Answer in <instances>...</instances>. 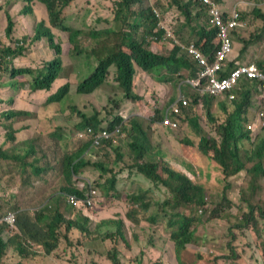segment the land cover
<instances>
[{
	"label": "trees",
	"instance_id": "trees-1",
	"mask_svg": "<svg viewBox=\"0 0 264 264\" xmlns=\"http://www.w3.org/2000/svg\"><path fill=\"white\" fill-rule=\"evenodd\" d=\"M0 1L2 2L0 11L13 5L18 6L19 12L28 14L34 32H23L22 36L16 37L15 28H13L15 13L14 11L4 12L7 25L4 31L5 37H0V132L5 135L0 144V182L5 186L2 191L0 190V203L6 196H9L21 206L17 207V230H9L6 224L0 222V264H30V260L32 264H35V259L39 255H48L57 247V233L61 229H66L68 235L72 227L78 228L82 235L84 231H88L85 226L89 221L88 217L79 216L75 220L65 212V209L70 210V207H65L68 205L64 203L63 206L54 205L55 202L60 203L63 196L66 202L67 195L70 194L79 199H84L91 194L94 187L86 184L83 188H79L73 182L86 167L91 173L99 172L93 184L103 191V194L101 193L103 196L107 197L110 190H115L116 180L114 178H117L126 167L130 172L132 167L135 173L141 174L154 184H161L173 194L171 207L194 206V208L203 209L208 203L205 200L204 186L201 184L205 185L206 181L201 179V184H198L191 177L195 173L192 162L194 155L201 153L207 160L221 168L222 172L213 173L212 178L215 177L217 180L224 178L225 190L229 189L228 178L231 177L229 179H233L236 184L241 183L243 201L252 194L264 198V183L257 179L264 174V127L256 126L253 130H247L245 127L248 121L252 90L260 99L264 93L257 80H244L234 90L235 99L227 98L220 104L223 111H229L226 121L217 129L220 143L215 138L200 137L197 148L187 146L191 150L177 152L181 157L179 162L182 167V170H178L174 167L175 162L168 154V150L163 147L159 149L155 141L157 137L164 135L163 132L172 131L169 125V115L165 117L168 105L161 108V111L150 109L144 103L145 98L136 91L137 74L146 75L156 84H160L171 82L173 78L181 81L186 77L195 76L197 68L177 44L171 41L169 44L171 48L166 49L165 46H159L153 40L154 36L162 37L164 31H156L157 18L151 6L143 4L146 9L143 8V0H113L111 3L112 21L107 22L108 20L101 18L100 9H93L94 1L91 3L90 0L85 2L82 0H5V4L3 0ZM214 1L220 5L223 0ZM245 1L248 9L243 12L245 14L240 19L246 22L248 18L251 19L254 16L260 20L264 29V0ZM252 2L258 5H252ZM135 5H138L136 10L133 9ZM200 5L202 4L199 0H170L167 4L161 0H155L152 6L161 12L165 11L167 6H176L178 10L176 24H181L174 32L172 31L173 34L181 44L192 40L205 55H210L218 45L216 28L210 26L208 20L204 22L201 20L199 11L198 13L195 11V8ZM41 8L45 14H42ZM71 16L82 17L83 25L79 30L65 24L66 19ZM227 16L225 13L224 17ZM94 27L96 28L93 29ZM58 29L61 33L60 37L56 35ZM55 36L57 40L59 38L69 39L72 46L70 51L72 57L86 52L94 63L92 69L86 67L81 71L85 74L86 70H89L87 78L84 76L80 80H74L75 83L64 84L53 97L47 100L50 108H60L59 111H55L57 113L62 114L65 108H70L69 124L64 122L66 125L64 127L56 125L51 119L42 121L37 113L31 114L30 110L20 106L8 85L1 83L3 80L1 77L14 79L28 76L26 83L30 90L49 91L60 76H65V68H62L59 54L61 47L63 48L66 44L60 45L57 42L56 46H53ZM42 39L54 47L53 57L43 61L41 67L36 69L16 67L13 60L18 57L20 60H25L33 42H39ZM87 41H91L88 46H86ZM252 43V38L244 40L245 48ZM156 49L160 52L156 53ZM256 62L264 72V58H259ZM233 67L234 63L225 64L224 71L220 75H227ZM111 72L115 75L113 81L109 78ZM84 74H79L77 77L81 78ZM10 87L17 88L11 85ZM105 87L107 91H104ZM2 89L6 90L1 91ZM97 92H105L103 94V97L106 95L105 104L93 102L85 106L95 104L102 110L106 108L119 110L122 107V99L135 102L138 114L125 115L126 120L128 119V128L121 127V132L127 133L125 144L128 149L127 153L130 154L132 160L134 159V163H124L126 167L107 168V160H103V164L92 162L89 159L88 149L93 147V144L86 143L85 139L77 137L78 129L86 127L96 129L99 122L96 114H92L87 109L81 112L76 102L78 98L80 100L91 97L97 99L99 98ZM187 94L190 101L192 99V103L203 104L208 116L211 117L212 104L213 100L217 99L216 96L200 94L191 88H187ZM186 115L187 113L181 111L172 117L178 122L177 128L182 126L183 121H187L188 126L200 134L201 129L197 124V118L186 119ZM31 119L32 122L29 124ZM121 121L119 118L115 119L110 128ZM143 123L146 125L143 126ZM157 125L161 131L156 130ZM74 131L76 138L74 140H77L76 149L69 150L67 144L71 140L63 142V132L74 135ZM153 138H155L154 141ZM121 140L122 138L119 142ZM247 140L253 143L248 146L245 144ZM80 144L84 146L80 147ZM102 145L110 147L109 143L102 142ZM115 149L120 153L119 156L124 155L121 146ZM159 158H161L162 166L159 167L163 176L156 170ZM89 166L95 170L89 169ZM129 172L127 176L122 177H128ZM208 186H213L212 179L209 180ZM9 188L12 189L7 191ZM224 198L228 202L234 201L230 196ZM139 199V197L136 198V200ZM96 200L98 197L94 196V201ZM38 202H42L41 205H37V211L31 213L26 204ZM90 209H92L91 206ZM255 211H258V215H255ZM25 212L28 213L26 216H24ZM80 217L83 222L80 221ZM171 217L173 220L169 222V225L173 229L169 235L174 241L178 254H182L185 250L184 245L187 243H194V246L202 245L200 238L207 237V234L204 235L207 231L203 227L201 230L199 225L211 219H199L197 213L186 215L182 212L175 213ZM213 217L220 216L214 215ZM258 217L264 218V205H249V212L244 218L245 222L254 221L257 224ZM117 231H111L103 237L106 238ZM154 236L152 234L148 236L152 246L155 245L152 242ZM81 239L80 237L78 240L80 244ZM30 240L38 246L31 248ZM67 243L68 246L74 245V241L69 238ZM7 247H10L8 252ZM192 250L193 248L188 249L193 253ZM143 251L144 248H141L140 252ZM113 259L112 263L116 264L114 255ZM256 259L257 264H264L259 254L256 255ZM259 260H261L260 263Z\"/></svg>",
	"mask_w": 264,
	"mask_h": 264
},
{
	"label": "rangeland",
	"instance_id": "rangeland-1",
	"mask_svg": "<svg viewBox=\"0 0 264 264\" xmlns=\"http://www.w3.org/2000/svg\"><path fill=\"white\" fill-rule=\"evenodd\" d=\"M87 0H82L85 2ZM94 1V10H101V18L107 22L112 21V14H111V3L113 0H90L92 3ZM235 1L241 0H228L230 3L228 10L235 4ZM148 2V0H146ZM5 4V0H3ZM0 4L2 2L0 1ZM223 5V4H222ZM148 6V3L146 4ZM143 8H145L142 5ZM235 8V7H234ZM133 9H138V5L133 6ZM146 9V8H145ZM238 11L241 12L242 16L245 13H242L247 10V5L244 3H240L237 6ZM42 14L44 10L40 9ZM223 10V8H222ZM14 11L15 13V36L20 37L22 36L23 32L26 33L27 31L33 32L32 29V21L29 18L28 14H24L18 11V6H8L0 11V37L4 38L5 28L7 23L5 22L4 12L8 13ZM176 14L173 13L172 15L165 16V25L174 32L176 28L181 23L176 24L175 18ZM202 18H206V16L201 13ZM109 18V19H106ZM82 17L78 16H71L66 19L65 24L73 29H78L83 25ZM94 27L93 29H95ZM189 30V29H188ZM188 30L186 31V35L188 34ZM57 30L56 35L60 37L61 33ZM255 31V28H250L242 32V35L248 36ZM57 36H55V40L53 39V46H56L57 42L62 45L66 44L63 48L61 47V51L59 54V58L62 63V67H67L64 77H60L57 79L51 86L49 91H32L29 89V86L26 82H21L25 80L27 77L20 76L14 79L10 78H3L1 83H5L8 85L9 89H11L14 93V97L17 98L21 107L28 109L31 111V114L34 113L38 115L39 119L42 121L46 120H53L56 125L59 126H66L65 123L69 122V115H70V108H65L63 113H57L55 111H59L60 108L56 107L52 109L49 107V102L47 100L53 97L57 91L66 83H73L74 80H80L81 78L76 77L81 73L83 68L88 67L89 69L93 68L94 63L91 61L92 59L86 55V52H82L81 54L71 56L70 51L72 50V46L70 45L68 38H59L57 40ZM177 38V37H176ZM178 39V38H177ZM179 40V39H178ZM243 39L239 37V35L235 34L233 37L234 41V57L237 58L238 61L241 63H256L257 58L264 53V38L256 41L257 38H253V43L250 44L245 48V44L242 41ZM189 42H193L192 40ZM91 41L86 42V46L90 45ZM50 46L49 43L42 39L39 42H33L31 46V50L29 55L25 60L18 59L16 61V65L19 67H30L31 69H35L41 67L42 61L46 59H50L54 55V47ZM166 49L171 48L169 44L164 45ZM83 47V45H82ZM245 48V49H244ZM160 51H157V53ZM14 63V60H13ZM89 70H86V74H88ZM89 75V74H88ZM87 75V76H88ZM87 76L85 78H87ZM138 81H137V89L136 91L141 94L145 100L144 103L148 105V107L152 110H159L161 108L166 107L168 103L173 101L175 98L179 97L180 92L184 91V85L179 88L178 84L180 81L173 78L171 82L166 83H158L156 84L155 81L151 80L146 75L137 74ZM111 81L115 78V75L111 72L109 75ZM22 83V84H21ZM75 83V82H74ZM11 86L17 87L12 89ZM6 89H2L1 91H5ZM107 88L105 87V90ZM105 92H97L96 94L99 96L97 99H93V97L85 100L82 98L81 100L78 98L76 104L79 106L81 111H84V106L90 103H97V104H105L106 95L103 97ZM188 99V97H187ZM76 101V99L74 100ZM122 107L119 109L126 116L136 115L138 114L137 108L135 106V102L127 101L122 99ZM224 102L223 99H214L212 104L211 110V117L208 116L207 111L205 110L203 104L197 105L192 103L191 101H187V108L183 110V112L187 113L186 119L190 118H197V124L201 129V133L197 134L193 129L188 126L187 121L182 122V126L176 130L163 132L164 135L161 137H157L156 139L153 138V141L158 143L157 146L159 149L163 147V149L168 150V154L171 156L172 160L175 162L174 167L178 170H182L180 159L181 157L178 156L177 152H183L191 150L187 146L194 147L193 149L197 148L198 142L200 137L208 136L211 138H215L218 143H220V138L217 134L218 127L224 123L227 119V114L229 111H223L220 104ZM100 107V106H99ZM107 111L112 110L111 108H106ZM128 120V119H127ZM127 120L122 125V128H128ZM32 122V119L29 120V124ZM65 122V123H64ZM69 124V123H68ZM146 124L143 123V126ZM156 130L161 131L158 125ZM33 131V130H32ZM74 135H70L68 132H63V142L66 140H71L67 144V148L69 150L76 149L77 140L75 138V131L73 132ZM122 140L117 142L115 145H110V147L104 146L99 149H95L91 147L88 149L89 159L92 162H99L103 164V160H107L106 166H111L113 168H120L124 166V163H134V159L129 153H127L128 149L126 147L127 141V133H123ZM4 133L0 132V144L3 142ZM250 146V142L247 141L246 145ZM121 146V151L124 155L119 156L117 149L115 147ZM186 158V157H185ZM194 160L192 161L194 164L193 173L191 175L194 178L195 182L198 184L200 183L201 179H205L206 184H201L204 186V193H205V200L210 206L202 212L199 208H194V206H182L180 211L186 215H194L197 213L199 219H211L206 223H200L199 228L201 230L202 227L207 232V237H201L202 245L194 246V243H187L185 244V250H183L182 254H178L176 250V246L174 245V241L170 237V231L173 229L167 218H158L156 221L154 220V215L156 214V203L160 200H163L167 196V192L165 189L159 188H152L153 192L157 194L154 198H150L149 195H145L143 193V189L146 188L147 182L145 178L138 173L132 171V176L127 179V177H122L123 175L126 176L128 168L122 170V173L117 177L120 178L115 186V192L109 194V196H103L102 190L96 187L95 179H97L98 171L95 173H91L88 170V167L84 169V172L81 173L80 176L76 177V180L73 182L76 184L78 183L80 186L79 188H83L86 184H89L90 187H94L95 190L97 188L98 200L93 201V204L87 206H80L74 207L71 204L65 202L64 196L60 203L55 202L54 205H61L66 204L70 207V210H73L72 215L77 218L76 213L79 212V209H83L84 212H97V220L89 219L88 223L85 225L88 228V231H84L83 235L81 231L76 228L72 227L70 230V237H81V244L83 243L84 248H89L90 251L96 250L100 251V254H97V260H103L101 264H110L112 263L113 255H120V249L127 251V247L130 244L138 243L139 238L133 237L134 230L132 227L141 226L146 230L147 234L144 235L142 239V245L145 247H150L152 244L150 243L147 237L149 234L157 235L159 247L160 243L163 244V254L162 257L159 259V264H257L256 255L257 249L264 247V218L258 217L257 224L252 221L251 223L245 222V215L249 212V205L260 206L264 205V198L257 194H252L251 196L247 197L246 200H242L241 190L242 187L240 186L241 183H235L233 179H229L230 183L229 189L225 190L226 182L223 179H216L215 177L212 178L213 173L216 174L218 172H222L221 168L215 164L207 160V158L202 155L201 153H195ZM122 160V161H120ZM190 160V159H189ZM158 165L156 166V170L158 173L163 176V172L159 166H162L161 158L157 159ZM89 169H93L89 166ZM225 177V175H224ZM115 180L117 178H114ZM212 179L213 186H208L209 180ZM264 183V180H262ZM143 184L140 189H135L132 191V188L135 187L137 184ZM5 184H1L0 182V190L4 188ZM9 188L7 191L11 190ZM6 195V192H5ZM230 196L234 199V201L228 202L225 200L224 197ZM140 198L136 200V198ZM42 202H38L35 204H26L27 207L33 208L34 206L41 205ZM149 203L147 207L143 206L142 204ZM18 205L15 200L11 197L6 196L3 201L0 203V213L5 214L10 211H15L18 214L17 207ZM90 206L92 209H90ZM31 211H37L36 209H31ZM116 211L119 212L117 215ZM28 213L25 212L24 216ZM31 214V213H29ZM214 215H218L220 217H213ZM255 215H258V211H255ZM81 215H78V217ZM82 217V216H81ZM80 217V221L83 220ZM153 219L151 220V218ZM74 218V217H73ZM133 219L135 222H131ZM101 223L102 226H99L97 230H95L96 226ZM255 224V227H254ZM9 230H15L7 226ZM118 230L115 234L109 235L108 237L104 238L103 236L111 231ZM98 232V234H96ZM202 233V231L200 232ZM211 237H214L211 239ZM88 238V239H87ZM94 239V242L92 241ZM148 240V241H147ZM199 240V239H198ZM147 241V242H146ZM155 241L152 240V242ZM196 241V240H194ZM30 245H34L33 241H29ZM86 246H85V245ZM137 246L135 245L130 250V253H134L137 250ZM193 248L192 252H189L188 249ZM10 247H7V252L9 251ZM256 254V255H255ZM82 261V264H89V258L85 250L83 252H79L77 255ZM93 260V259H92ZM91 261V259H90ZM261 260H259V263ZM32 264L31 260L29 262ZM91 263V262H90ZM146 264V263H144ZM158 264V263H152Z\"/></svg>",
	"mask_w": 264,
	"mask_h": 264
},
{
	"label": "clouds",
	"instance_id": "clouds-1",
	"mask_svg": "<svg viewBox=\"0 0 264 264\" xmlns=\"http://www.w3.org/2000/svg\"><path fill=\"white\" fill-rule=\"evenodd\" d=\"M200 2H201V4L202 5H200V7H196L195 8V11L197 12V11H199V15H201V13L203 12V14L206 16V18H201V20L204 22V21H206V20H208V23H209V18H208V16H207V9L205 8V6L203 5V3H202V1L201 0H199ZM214 3H216L214 0H212ZM223 2V1H222ZM240 3H244L245 5H247V3H246V1L245 0H241V1H239L238 3H236V4H234L232 7H231V9L230 10H227V9H225V8H223V6H221V5H219V4H217V6L219 7V9L221 10V12H223V18H224V20H227L229 17H230V15H231V11H232V9L235 7V9L238 11V9H237V6H238V4H240ZM252 5H255V6H257L258 4L256 3V2H252L251 3ZM148 6H151V5H148ZM152 7V12H153V14L155 15V17L157 18V23H156V27H157V30L156 31H158V30H163L164 31V35L162 36V37H158V36H154L153 37V40H155L156 41V44L157 45H159V46H164L166 43L167 44H170V42L172 41L174 44H177L178 46H180L181 47V51L185 54V55H187V57H188V59L190 60V61H192L194 64H195V67L197 68V70H196V75H197V72L199 71V69H200V67L198 66V64H197V62L193 59V57H192V54L189 52V50H188V48H189V46L190 45H193V47L205 58V59H209V60H212L213 59V57H214V55L216 54V51L219 49V47H220V39H219V37H218V28L215 26V25H213V24H210V26H213V27H215L216 28V37H217V39H218V45L213 49V51L210 53V55H205L199 48H197L196 47V45H195V43L194 42H189V43H185V44H181L180 43V41L176 38V36L173 34V32H172V28L171 29H169L166 25H165V16H164V14L160 11V10H158L156 7H153V6H151ZM222 8H223V10H222ZM247 9H248V5H247ZM154 10H156L157 11V13H158V16L154 13ZM247 11V10H246ZM246 11H244V12H246ZM198 13V12H197ZM225 13H227V17H224V14ZM238 13H239V15H240V18H241V16H242V14H241V12L240 11H238ZM243 13V12H242ZM239 18V25L237 26V27H235V28H232L231 29V31H229V33H230V38H231V43H232V50H231V53H230V57L224 62V65L225 64H228V63H234V67L228 72V74L227 75H229V74H231V72L232 71H235L236 69H238L240 66H243V65H252V64H254V65H256V67L260 70V71H262L258 66H257V62L256 63H241L240 61H238L237 60V58L236 57H234V41H233V37H234V35L235 34H237V35H239V37L240 38H242L243 40V42H244V40H249L250 38H252V41H253V38H255V36L257 37V40L256 41H258V40H260L261 38H264V32H261L262 30H264L263 29V27H262V23L261 22H259L258 23V25H256L257 27H258V31H257V28H255V31H253L252 32V34H249L248 36H246V35H242L241 33L242 32H244V31H246V30H248L249 29V27L251 26H249V24H254V22H251V20H250V18H248L247 20H246V22H244V21H242L241 19ZM247 25V26H246ZM258 36H260L259 38H258ZM254 42V41H253ZM156 51H159L158 49H156ZM157 53V52H156ZM264 58V57H263ZM19 59V57L18 58H16V59H14V65L16 66V67H18V68H28V69H31L30 67H19V66H17L16 65V61ZM257 59H259V58H257ZM44 61H46V60H44ZM42 63H43V61H42ZM39 68V67H38ZM62 68H65V67H62ZM36 69V68H35ZM83 69H85V68H83ZM66 70H67V67L65 68V72H66ZM223 71H224V67H223ZM263 72V71H262ZM219 73H221V72H219ZM264 73V72H263ZM87 75V74H86ZM85 74L84 75H82V77H81V79L84 77V76H86ZM196 75L195 76H189V77H186L185 79H183V80H181L180 82H179V87H182V85H184V91L185 92H180V95H179V97H183V98H185L186 99V101H188V100H190V97H189V95L187 94V88H191V89H194V90H196L195 88H193V87H191V86H189L187 83H186V80L187 79H190V78H193V77H196ZM218 75H220V74H218ZM227 75H224V76H227ZM78 76V75H77ZM76 76V77H77ZM221 76V75H220ZM25 77H27V78H29L28 76H25ZM61 77V76H60ZM222 77V76H221ZM59 79V78H58ZM246 79H251V78H247V77H241L240 78V80H239V82L236 84V86L234 87V90L240 85V83H242V82H244V80H246ZM252 80H257V79H252ZM259 83H260V81L259 80H257ZM23 82H26V79L25 80H23ZM22 82V83H23ZM202 84H204V81H202ZM260 85H261V83H260ZM262 90V89H261ZM197 91V90H196ZM231 91V90H230ZM229 92V91H228ZM228 92H226V93H223V94H221V95H212V96H216L217 97V99L218 98H222V97H225V94H227ZM203 94H209V93H203ZM211 95V94H210ZM264 95V94H263ZM263 95H262V99H260L259 97H258V95H257V93L254 91V90H252V97H251V103H253L256 99H259V101H260V104L258 105V107H256L254 110H250L249 108H248V115H247V117H248V121H247V123L245 124V127H246V129L247 130H253L256 126H261V127H264V113H261V111H264V97H263ZM232 96V95H231ZM231 96H229L228 97V99L229 100H234L235 99V95H233L234 97L232 98ZM179 97H177V98H175L173 101H171L170 103H168V107H167V109L165 110V117H167L168 115H169V118H170V121H169V125H170V127H171V130H176V129H178L177 127H178V122L176 121V120H173L172 119V117H174L175 115H173L172 114V112H171V108H172V105L173 104H176V101H177V99L179 98ZM187 97H188V99H187ZM227 99V98H226ZM86 101H87V99H85ZM251 103H250V105H251ZM250 107V106H249ZM187 108V105L186 106H184V107H181L180 108V112L181 111H183V110H185ZM84 109H87L89 112H91L92 114H96V117H97V119H98V122H99V124H98V126L96 127V129H93V128H90V127H86V128H80V129H78L77 130V137L78 138H83V139H85L86 140V143H91V144H93V147L95 148V149H99V148H101V147H104V145H102V142H104V143H109L110 145H115L117 142H119V139H121L122 138V136H123V134H122V132H121V127H122V124L125 122V120H126V117H125V115L122 113V112H120V110H116V109H112V110H109V111H107V109H104V110H102L99 106H95V104L94 105H91V106H85V108ZM81 112H84L83 110L81 111ZM179 112V113H180ZM178 113V114H179ZM117 118H119V119H121L122 121L119 123V124H117V125H115L113 128H110V125L113 123V121L115 120V119H117ZM76 122H77V119H76ZM173 122H175L176 124H177V127H172L171 126V123H173ZM249 125H251V127H249ZM31 130H33V129H31ZM247 141H249V140H247ZM247 141L245 142V144L247 143ZM250 142V141H249ZM250 143H253V141H251ZM82 146H84V144H80V147H82ZM92 147V146H91ZM107 168H112L111 166H108ZM132 176V167H131V170H130V172H129V175H128V177H127V179H129L130 177ZM257 178V177H256ZM258 180H260V181H262V180H264V174L262 175H260L258 178H257ZM145 180H146V182H147V185H146V188H144L143 189V193L145 194V195H149L150 196V198H154L157 194H155L154 192H153V190H151V188H149L150 186L152 187V188H159V187H161V188H163V189H165L166 190V192H167V196L163 199V200H160V201H158L157 203H156V206H157V209H156V214L154 215L155 217H154V220L157 222V221H161V220H156V219H158V218H161V219H163V218H167V221H172L173 220V218L171 217L173 214H175V213H178V212H181L180 211V209L182 208V206H179V207H176V208H173V207H171V204H172V202H173V199H174V196H173V194L171 193V192H169L168 190H167V188H165L164 186H162L161 184H154V183H152L151 181H149L148 179H146L145 178ZM119 181V178L117 177V179H116V183H115V186H116V184H117V182ZM76 185L77 186H80L78 183H76ZM142 185L143 184H137L135 187H133L132 188V191H134L135 189H140L141 187H142ZM110 192V194H112V193H114L115 192V190L113 191V190H110L109 191ZM98 195H100L101 196V194H99V192H97V189L95 190V189H93L92 191H91V194L88 196V197H86V198H84V199H79L78 197H76L75 195H72V194H70V195H67V201H68V203L69 204H71L72 206H74V207H80V206H87V205H91V204H93V201H94V196H97L98 197ZM73 198V197H75L77 200H78V204L77 205H73L71 202H70V198ZM87 199H89L90 200V203L89 204H87L86 203V200ZM147 204V206L149 205V203H146ZM143 206H144V204H142ZM147 206H145V207H147ZM161 206H163V207H161ZM208 206H209V204H207L203 209H200V210H202V212H204L207 208H208ZM185 207H188V206H185ZM20 210H22L21 208H19ZM28 209H29V211L31 212V213H33L32 211H31V209H37V206H34L33 208H31V207H28ZM18 210V209H17ZM79 210H83V209H79ZM10 212H13V214H14V216H15V219H14V224L12 225V226H10V224L9 223H7L6 221H3V223L4 224H6L7 226H9V227H11V228H14L15 230H17L16 229V227H17V214H16V212L15 211H10ZM2 215H4V214H2ZM2 215H0V216H2ZM82 216V215H81ZM83 217V216H82ZM88 219H90L89 217H88ZM153 219V217L151 218V220ZM99 225H101V223L99 224ZM63 230V229H62ZM65 231H66V229H64ZM57 235H59V233H57ZM58 239H59V236H58ZM263 251H264V247H261L259 250L257 249V254H259L260 255V257H261V260H263L264 261V253H263ZM74 257H76V256H74ZM93 258H91V261L89 260V264H92V263H94V259L92 260ZM82 262V261H81ZM91 262V263H90Z\"/></svg>",
	"mask_w": 264,
	"mask_h": 264
},
{
	"label": "built area",
	"instance_id": "built-area-1",
	"mask_svg": "<svg viewBox=\"0 0 264 264\" xmlns=\"http://www.w3.org/2000/svg\"><path fill=\"white\" fill-rule=\"evenodd\" d=\"M205 8L207 9V16L209 23L215 25L218 28V37L220 39V47L216 51L212 60L205 59L194 47L190 45L188 50L192 54L193 59L200 67L196 77L186 80V83L195 88L200 94L209 93L211 95H221L232 90L239 82L241 77H247L251 79H257L261 83V89L264 91V73L260 71L256 65H243L227 76H220L219 72L223 71L224 62L230 57L232 50V43L230 33L232 28L239 25L240 15L238 11L233 8L231 15L227 20L223 18V12L219 9L216 3L212 0H201ZM154 13L158 16L156 10ZM204 81V84H202ZM264 94V93H263ZM234 97L233 95L231 96ZM264 97V95H263ZM187 105V101L183 97H179L176 104L172 105L171 112L173 115L180 112V108ZM264 113V111H261ZM165 122L167 119L165 118ZM172 127H177L175 122L171 123ZM251 127V125H249ZM70 202L73 205L78 204V200L75 197L70 198ZM86 203L89 204L90 200L87 199ZM15 216L13 212H7L0 216V222L6 221L12 226L14 224Z\"/></svg>",
	"mask_w": 264,
	"mask_h": 264
},
{
	"label": "crops",
	"instance_id": "crops-1",
	"mask_svg": "<svg viewBox=\"0 0 264 264\" xmlns=\"http://www.w3.org/2000/svg\"><path fill=\"white\" fill-rule=\"evenodd\" d=\"M161 1H163L164 4H167V2L170 0H161ZM154 2H155V0H148V2H146V0H143L142 5L144 4V6H146V4L148 3V5L152 6L154 4ZM236 3H238V1H235V4ZM220 5L223 6V8L227 9L229 7L230 3L228 2V0H223V2ZM162 13L164 14V16L172 15L173 13H175L176 15L174 17L176 18L178 10H177L176 6H172V7L167 6L165 11H162ZM250 20H251V22H254V24H249V26L251 25L249 27V29L250 28H257V31H258V27L256 25H258L260 20L255 18L254 16H252ZM263 57H264V53H262L259 56V58H263ZM231 95H234V88L231 91H229L227 94H225V97L222 98L224 100V102L226 101V98H228ZM259 104H260L259 99H256L253 103H251L249 109L254 110L256 107H258ZM125 175L127 176V174H125ZM60 208H62V207H60ZM65 212L71 218L74 217L75 220L78 218V215H82L85 217H89L93 220H97L96 217L98 215V213L96 211L95 212H89V211L84 212L83 210H79V212L76 213L77 218H75V216L72 215V213H73L72 209L71 210L65 209ZM116 213H117V215H119L118 211H116ZM129 220H131V222H135L133 219H129ZM156 224H157V222H156ZM99 226H102V225H97L95 230H97ZM132 229L134 230L133 237L139 238V242L134 243V244H130L127 247V251L125 253L122 249L119 248L121 254L117 255V256L114 255L116 264H144V263H146V264L158 263L159 264L160 263L159 259L162 257V254H163V244L160 243V247H159V242H158L157 236H154L155 241H153L155 243V245H154L155 247L154 246L145 247L142 245V239L144 238V235L147 234L144 227L142 228L141 226H135L134 225L132 227ZM62 233H64V236H62ZM66 233L67 232L64 229L63 230L61 229V231L59 232V235H58L59 239H58L57 247H55L53 249V251L48 255H39L35 259V264H50V260H51V264H82L79 256H76V257H74V256L77 255L79 252H83V250L86 251L89 260L91 258L94 259V263H92V264L103 263V260H101V261L97 260V254H100V251L99 252L96 250L90 251L89 248H84L83 244L81 245L78 242L80 237L76 236V238L75 237L71 238L70 232H69V235ZM96 234H98V232H96ZM68 238H69V240L72 239L74 241V245L68 246V243H67ZM94 239L95 238H93V240H92L93 242H94ZM147 239H149V237H147ZM78 244H80V245H78ZM135 245H138L137 250L134 253H130V250ZM37 246H38V244L37 245L34 244V245H31V248H36ZM141 248H144V251L142 253L140 252ZM160 251H162L161 254H160ZM110 264H115V263H110Z\"/></svg>",
	"mask_w": 264,
	"mask_h": 264
}]
</instances>
